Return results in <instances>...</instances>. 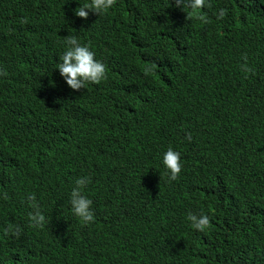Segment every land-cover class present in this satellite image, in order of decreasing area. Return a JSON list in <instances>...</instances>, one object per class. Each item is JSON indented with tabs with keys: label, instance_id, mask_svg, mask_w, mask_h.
<instances>
[{
	"label": "trees",
	"instance_id": "1",
	"mask_svg": "<svg viewBox=\"0 0 264 264\" xmlns=\"http://www.w3.org/2000/svg\"><path fill=\"white\" fill-rule=\"evenodd\" d=\"M84 2L0 0V264H264V0H209L206 24L174 0ZM67 35L106 79L66 85ZM85 175L87 224L69 204Z\"/></svg>",
	"mask_w": 264,
	"mask_h": 264
},
{
	"label": "clouds",
	"instance_id": "2",
	"mask_svg": "<svg viewBox=\"0 0 264 264\" xmlns=\"http://www.w3.org/2000/svg\"><path fill=\"white\" fill-rule=\"evenodd\" d=\"M116 0H85L83 4H79L75 11V15L80 18H87L89 11L101 14L111 9ZM177 8L186 13L189 18L196 16L203 23H208V17L200 12L201 9L211 7L209 0H174ZM227 10L223 7L219 8L214 14L217 19H223ZM65 50L59 55V62L57 66L60 76L65 81L66 85L73 91H79L85 88L87 83L99 84L106 79L105 62L95 58V52L91 50L88 44L79 42L75 35H67L62 42ZM244 63L241 64V69L245 74L252 73V69L248 66L247 57H243ZM150 71L145 68V72ZM185 138L191 141L190 133H185ZM162 164L168 172L169 180H175L181 172L180 153L173 148H168L162 155ZM90 177L79 176L74 180V186L69 193V204L71 213L78 217L84 224L90 223L94 220V213L92 211V200L83 194V189L89 183ZM27 202L33 209L29 213V220L33 226L42 227L45 222L44 215L39 210V205L36 202L34 194L27 195ZM187 220L191 223V227L196 231L203 232L209 226V216L203 213L188 214ZM15 235H19L18 228H9ZM141 264H152V261L146 259Z\"/></svg>",
	"mask_w": 264,
	"mask_h": 264
}]
</instances>
